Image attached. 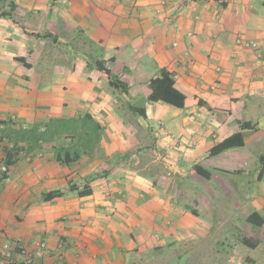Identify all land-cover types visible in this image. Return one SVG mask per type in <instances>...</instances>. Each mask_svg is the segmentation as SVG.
<instances>
[{
    "label": "crops",
    "instance_id": "crops-1",
    "mask_svg": "<svg viewBox=\"0 0 264 264\" xmlns=\"http://www.w3.org/2000/svg\"><path fill=\"white\" fill-rule=\"evenodd\" d=\"M163 70L184 108L149 100ZM246 121L244 146L211 155ZM0 141L23 148L0 180V230L47 244L33 264H264V225L247 222L264 218V0H0ZM214 179L241 181L233 203Z\"/></svg>",
    "mask_w": 264,
    "mask_h": 264
},
{
    "label": "trees",
    "instance_id": "trees-1",
    "mask_svg": "<svg viewBox=\"0 0 264 264\" xmlns=\"http://www.w3.org/2000/svg\"><path fill=\"white\" fill-rule=\"evenodd\" d=\"M9 4H10V9L7 13H5V15H10L15 11V5H13V2L11 1ZM97 64H98L99 69L106 70L107 73L110 75V77L113 79L110 82L111 86L118 88V89H122L124 91H128L129 89L128 84L120 80L118 76L114 75L109 69H107L103 61H98ZM150 88H151V92L148 97L150 101H163L167 104H170V105H173L179 108H184L186 106L187 96L185 93H183L181 90H179L176 87V80L172 72L163 70L160 76L153 78L150 81ZM132 108L134 111H137V112L142 113L143 115H146V111L144 108H137V107H132ZM90 120H92L91 117H90ZM90 120L88 119V121L86 122L88 123ZM56 123L57 121L50 122V124H53V126L56 125ZM91 123L93 127H94V124L96 127L100 126L98 125V123L94 122V120H92ZM87 127L88 129L90 128L89 125ZM87 127H86V124L84 123L83 125L84 131L86 130ZM252 127H254V125L251 122H247V121L241 122V131L230 135L229 137L225 138L221 142H218L216 145H214L210 150L211 155L215 156L226 150H229L235 147L244 146L245 136L242 130L246 128H252ZM61 131L65 132L64 130H60V131H57L56 134L58 132L60 133ZM34 132H36V135H33L32 137L36 143H39L40 141H45L49 134L48 131L45 132V131L38 130V129L37 130L34 129ZM22 150L23 148L17 145V143H16V146L12 147L11 149H8L6 151L7 155H6L5 163L9 167L13 165L15 161L17 160L18 156L21 154ZM57 159L65 164H70L76 161L78 157L69 159V157H67V155L65 154L64 156L58 155ZM262 164L264 165V160H262ZM197 170L200 175L206 178H208L210 175L208 172H203V170H201V168L199 169V167ZM70 189L77 191L80 196H86L92 192L91 188L87 184L83 186V189H80L79 185H71ZM63 194L64 193L60 190L49 191L47 193H44L43 200L51 201L57 197L63 196ZM247 222L251 225L262 227L264 225V218L257 211H254L247 217ZM242 243L251 249H258L260 245V241L258 239L254 237H248V236L247 237L245 236L242 238ZM17 252L18 251H16V254Z\"/></svg>",
    "mask_w": 264,
    "mask_h": 264
},
{
    "label": "built area",
    "instance_id": "built-area-1",
    "mask_svg": "<svg viewBox=\"0 0 264 264\" xmlns=\"http://www.w3.org/2000/svg\"><path fill=\"white\" fill-rule=\"evenodd\" d=\"M67 2L70 0H66ZM238 42L243 46L248 48L258 49L259 44L256 41L244 40L242 38L238 39ZM217 88V84L213 86ZM14 143L10 141H0V149L2 148H12ZM5 156V154H4ZM2 155H0V180L2 178H7L9 173V166L2 162ZM9 180V179H5ZM47 244L42 242L37 248L36 252H30L25 245H14L11 241L5 238V234L0 230V264H33L35 257H42L45 250L47 249ZM16 251L17 254H16ZM48 264H65L63 261Z\"/></svg>",
    "mask_w": 264,
    "mask_h": 264
},
{
    "label": "rangeland",
    "instance_id": "rangeland-1",
    "mask_svg": "<svg viewBox=\"0 0 264 264\" xmlns=\"http://www.w3.org/2000/svg\"><path fill=\"white\" fill-rule=\"evenodd\" d=\"M223 158H227V156H223L221 158H215V161L216 162L218 161V162L221 163V162H223V160H222ZM148 173H150V172L148 171ZM231 181H232V179H214L213 184H211V186L216 191L226 194V197L228 198V202H230V203L232 202L233 203L234 202V198L232 196V194H233L232 192H235V189H237L238 187H240L242 185H241V181L239 179H233L234 184ZM192 182H193V188L196 191V193H197V191L202 192L205 189V186L203 185L202 179L200 181L201 183L199 181L194 180V179H192ZM225 188L228 191L227 193L224 192ZM230 191H232V192H230ZM178 200H180V197H179ZM240 223L241 224L242 223L245 224L246 222L241 221ZM246 225H248V224L246 223ZM251 226H252V228L255 227L254 225H251ZM261 249H260V252L257 255L258 257H256V259L257 260L261 259V261L262 260L264 261V257H260L261 255H264V246H263V249L262 250ZM250 250H251V248L247 247V251H250ZM257 251H258V249L257 250L256 249L255 250H251V254L255 256V254H257Z\"/></svg>",
    "mask_w": 264,
    "mask_h": 264
}]
</instances>
